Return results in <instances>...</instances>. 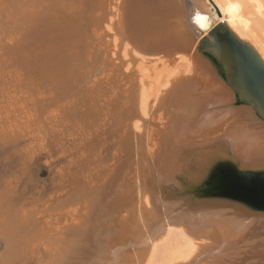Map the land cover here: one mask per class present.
I'll use <instances>...</instances> for the list:
<instances>
[{
  "label": "bare ground",
  "instance_id": "bare-ground-1",
  "mask_svg": "<svg viewBox=\"0 0 264 264\" xmlns=\"http://www.w3.org/2000/svg\"><path fill=\"white\" fill-rule=\"evenodd\" d=\"M190 1L264 62V0ZM181 4L0 0V145L28 140L0 182L2 264H264V212L199 186L217 160L264 170V123L199 38L147 46L187 32ZM37 148L68 160L26 196Z\"/></svg>",
  "mask_w": 264,
  "mask_h": 264
},
{
  "label": "water",
  "instance_id": "water-1",
  "mask_svg": "<svg viewBox=\"0 0 264 264\" xmlns=\"http://www.w3.org/2000/svg\"><path fill=\"white\" fill-rule=\"evenodd\" d=\"M172 7L175 12L183 9L187 32L173 34V28L164 25V33L161 29L162 34L151 35L147 46L168 44L171 50L188 51L199 38L197 52L222 69V79L232 92L235 105L249 106L264 123V62L256 51L223 21L212 26V20L196 11L190 0ZM200 181L201 192L264 212V170H241L232 161L217 160Z\"/></svg>",
  "mask_w": 264,
  "mask_h": 264
},
{
  "label": "rangeland",
  "instance_id": "rangeland-1",
  "mask_svg": "<svg viewBox=\"0 0 264 264\" xmlns=\"http://www.w3.org/2000/svg\"><path fill=\"white\" fill-rule=\"evenodd\" d=\"M115 62H118V61L115 60ZM216 67L217 66H215V68ZM217 69H218V71H217ZM216 71H217V74L220 72L218 74V78H221L220 80L223 81L222 69L220 67H217ZM26 143H28V140H26V137L22 138L21 141L19 140V143L17 145L18 147L15 148L17 150H15L13 145L10 143L0 145V179H1L0 182L1 181L5 182L4 180H6L7 178H8V180L6 182L16 181L17 176L15 179L14 174L16 172V169L19 168L18 165L20 163V161L18 159V154H20V152H21L20 151L21 146L25 145ZM32 145L33 144H31L29 146H32ZM37 149H39V148H37ZM35 150H36V148H35ZM35 150H33V152H31V155L32 154H34V155L29 156V157H31V158H29V162L31 163V174H32L33 180L31 179V181L28 185V189L26 191V194H27L26 196H30L32 194H39V193H41L39 191H42V190H43L42 193L43 192L45 194L50 193V187L52 185L55 174L57 173L58 169L60 171L61 166H63L65 164V160H68V158L65 157L64 155H62V153H61V155H60V153H55L54 155L47 157L44 150L42 151L41 149H39L36 152H35ZM36 153H37V155H36ZM57 156H59V157H57ZM13 171H14V173H13ZM7 175H8V177H7ZM9 178L11 179L10 181H9ZM30 187L32 190L30 189ZM202 193L208 199H217V200L221 199V198H216V197H213L212 195H209L208 194L209 192L208 193L202 192ZM7 245H8V243L6 242L5 237H3L2 234H0V264H2V261L4 259L5 250L7 248ZM7 261H9V260H7Z\"/></svg>",
  "mask_w": 264,
  "mask_h": 264
}]
</instances>
